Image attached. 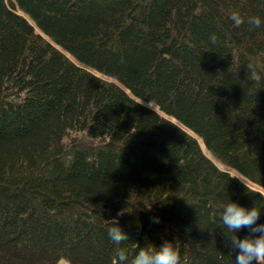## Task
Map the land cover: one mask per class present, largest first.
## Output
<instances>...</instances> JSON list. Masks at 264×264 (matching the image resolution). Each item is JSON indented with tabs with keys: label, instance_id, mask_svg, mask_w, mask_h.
<instances>
[{
	"label": "trees",
	"instance_id": "trees-1",
	"mask_svg": "<svg viewBox=\"0 0 264 264\" xmlns=\"http://www.w3.org/2000/svg\"><path fill=\"white\" fill-rule=\"evenodd\" d=\"M255 15L264 0H0V264L166 239L178 264H235L224 205L264 209Z\"/></svg>",
	"mask_w": 264,
	"mask_h": 264
},
{
	"label": "clouds",
	"instance_id": "clouds-1",
	"mask_svg": "<svg viewBox=\"0 0 264 264\" xmlns=\"http://www.w3.org/2000/svg\"><path fill=\"white\" fill-rule=\"evenodd\" d=\"M231 16L236 23L240 22L238 12H232ZM262 22L264 20L260 15L249 17V23L254 26H259ZM210 39L215 40L216 35L213 33ZM262 211L264 209L256 204L248 206L234 199L224 205L221 218L223 224L231 230L230 235L226 234L235 251V264H264V221L257 223ZM153 220L158 222L156 218ZM244 226H248L249 233L241 237L238 233ZM128 234L117 222H113L108 228L109 238L116 243L126 240ZM117 258V264H178L179 249L171 239H166L158 245L149 244L139 248L131 258L126 249L121 247L117 250Z\"/></svg>",
	"mask_w": 264,
	"mask_h": 264
},
{
	"label": "rangeland",
	"instance_id": "rangeland-1",
	"mask_svg": "<svg viewBox=\"0 0 264 264\" xmlns=\"http://www.w3.org/2000/svg\"><path fill=\"white\" fill-rule=\"evenodd\" d=\"M149 105H150L151 107L157 109V106H156L153 102H149ZM199 141H200V144H201L203 150H204L209 156H211V157L214 159V161H216L221 167H223V168H227L226 166H224L223 164H221L219 161H217V159H216L214 156H212V155L210 154L211 152H210V153L208 152V150H207V148H206V146H205V144H204V142H203L202 139H200ZM232 171H233V170H232ZM62 264H65V263H62Z\"/></svg>",
	"mask_w": 264,
	"mask_h": 264
}]
</instances>
